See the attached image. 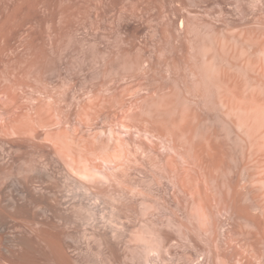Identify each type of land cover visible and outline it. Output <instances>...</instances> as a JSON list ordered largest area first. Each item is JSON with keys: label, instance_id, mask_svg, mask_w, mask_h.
<instances>
[{"label": "rangeland", "instance_id": "374dc122", "mask_svg": "<svg viewBox=\"0 0 264 264\" xmlns=\"http://www.w3.org/2000/svg\"><path fill=\"white\" fill-rule=\"evenodd\" d=\"M0 238L264 264V0H0Z\"/></svg>", "mask_w": 264, "mask_h": 264}, {"label": "bare ground", "instance_id": "6f19581e", "mask_svg": "<svg viewBox=\"0 0 264 264\" xmlns=\"http://www.w3.org/2000/svg\"><path fill=\"white\" fill-rule=\"evenodd\" d=\"M26 207H27V205H25V207H23L22 209H23V210H26ZM24 208H25V209H24ZM27 209H28V208H27ZM26 211L29 212V210H26ZM27 212H23V213H27ZM1 231H2V230H1ZM2 235H3V234H2ZM1 237H3V236H1ZM15 238H16V237H15ZM0 239H1V238H0ZM2 239H3V238H2ZM1 241H3V240H1ZM1 241H0V245H2V244H1ZM17 241H18V240H17ZM18 242L20 243V241H18ZM3 243H4V241H3ZM9 243H10V242H9ZM9 243H8V244H9ZM8 244H7V246H8ZM11 244H12V243H11ZM18 245H19V244H18ZM12 246H13V245H12ZM15 246H16V245H15ZM4 247H5V246H4ZM7 248H8V247H7ZM11 248H12V247H11ZM1 250H2V249H1ZM1 250H0V258H1V259H0V263H2V261L5 262V261L7 260V261L11 264V262L9 261L10 259H9V260H8L7 258L5 259V257H4V256H5V255H4V251L2 252ZM6 250H7V249H6ZM14 250H15V249H13V251H14ZM11 251H12V249H11ZM9 252H10V251H9ZM15 252H16V251H15ZM8 254H9V253H8ZM11 254H12V253H11ZM13 254H14V252H13ZM13 254H12V255H13ZM10 256H11V255H10ZM7 257H8V256H7ZM11 257H12V256H11ZM13 257H14V255H13ZM13 257L11 258L12 260H13ZM18 258H19V257H18ZM1 260H2V261H1ZM15 260H19V259H16V258H15ZM22 260H23V259H22ZM7 261H6V262H7ZM6 262H5V263H2V264H7ZM14 262H15V261H14ZM19 262H20V261H19ZM21 262H22V261H21ZM32 263H34V262H32ZM12 264H13V263H12ZM17 264H18V263H17ZM19 264H20V263H19ZM22 264H24V263H22ZM27 264H28V263H27ZM29 264H30V263H29ZM34 264H35V263H34Z\"/></svg>", "mask_w": 264, "mask_h": 264}]
</instances>
